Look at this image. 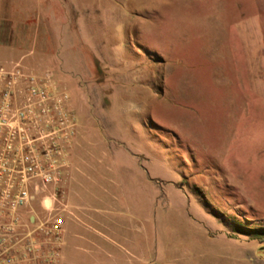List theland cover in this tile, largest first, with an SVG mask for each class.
<instances>
[{"label": "rangeland", "instance_id": "rangeland-1", "mask_svg": "<svg viewBox=\"0 0 264 264\" xmlns=\"http://www.w3.org/2000/svg\"><path fill=\"white\" fill-rule=\"evenodd\" d=\"M17 63L51 72L77 140L108 151L93 203L121 247L77 264H264V0H0Z\"/></svg>", "mask_w": 264, "mask_h": 264}, {"label": "built area", "instance_id": "built-area-1", "mask_svg": "<svg viewBox=\"0 0 264 264\" xmlns=\"http://www.w3.org/2000/svg\"><path fill=\"white\" fill-rule=\"evenodd\" d=\"M78 127L51 72L0 64V264H58L63 215L41 195L60 184ZM35 202L48 215L30 222Z\"/></svg>", "mask_w": 264, "mask_h": 264}, {"label": "crops", "instance_id": "crops-1", "mask_svg": "<svg viewBox=\"0 0 264 264\" xmlns=\"http://www.w3.org/2000/svg\"><path fill=\"white\" fill-rule=\"evenodd\" d=\"M80 141L76 137L72 143L68 154V166L54 194L66 199L62 214L64 223L58 264H77L80 254L100 261L105 258L117 261V258L112 256L110 248L111 245L117 248L121 246L118 242V234L113 233L112 227L122 228L121 221L120 219L113 221L109 212L102 209L103 205L97 207L93 203L95 196H112L106 188L98 186V180L105 178V174L94 169L102 166L98 156L108 151L104 146L83 145ZM81 166L87 169L93 167V175L82 170ZM41 196H45L43 204L47 208L53 207L52 196L47 194ZM99 200L101 204L102 199ZM103 200L106 203L105 199ZM39 209V206L31 207L29 210L31 212L29 216L27 215L30 222H36L41 216L42 211Z\"/></svg>", "mask_w": 264, "mask_h": 264}]
</instances>
